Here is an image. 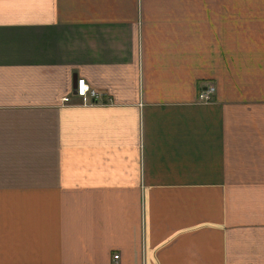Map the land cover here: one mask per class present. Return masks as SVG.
I'll use <instances>...</instances> for the list:
<instances>
[{
    "label": "crops",
    "instance_id": "crops-1",
    "mask_svg": "<svg viewBox=\"0 0 264 264\" xmlns=\"http://www.w3.org/2000/svg\"><path fill=\"white\" fill-rule=\"evenodd\" d=\"M0 264H264V0H0Z\"/></svg>",
    "mask_w": 264,
    "mask_h": 264
},
{
    "label": "built area",
    "instance_id": "built-area-1",
    "mask_svg": "<svg viewBox=\"0 0 264 264\" xmlns=\"http://www.w3.org/2000/svg\"><path fill=\"white\" fill-rule=\"evenodd\" d=\"M75 94L82 98L81 103L87 104L90 100V98L96 99L98 97V93L90 88V85L86 82L84 78H78L77 83L75 84ZM214 90V86L210 87L209 90L206 93L200 94V98L209 100L211 91ZM71 98L70 96H64L62 98V103L70 102ZM120 255L115 254L114 258L119 259Z\"/></svg>",
    "mask_w": 264,
    "mask_h": 264
},
{
    "label": "water",
    "instance_id": "water-1",
    "mask_svg": "<svg viewBox=\"0 0 264 264\" xmlns=\"http://www.w3.org/2000/svg\"><path fill=\"white\" fill-rule=\"evenodd\" d=\"M77 79H78V78H76V81H75L76 83H77Z\"/></svg>",
    "mask_w": 264,
    "mask_h": 264
}]
</instances>
